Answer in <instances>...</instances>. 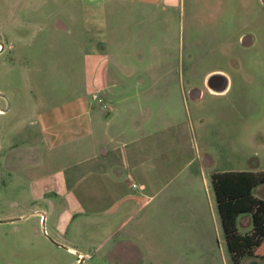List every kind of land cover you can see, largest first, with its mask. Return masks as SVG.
Instances as JSON below:
<instances>
[{
	"label": "crops",
	"instance_id": "0c3cea01",
	"mask_svg": "<svg viewBox=\"0 0 264 264\" xmlns=\"http://www.w3.org/2000/svg\"><path fill=\"white\" fill-rule=\"evenodd\" d=\"M55 4L59 12L52 25L61 33L65 52L74 57L78 89L73 97L34 114L29 125L36 127L40 139L34 141L30 131L24 138V159L1 166L16 181L27 184L23 197L28 194L32 202L24 205L15 200L16 208L0 216V223L12 222L17 232L33 219L43 237L42 244L33 246L38 254L56 247L69 257L60 264H82L87 254L66 238L69 226L79 231L86 219L98 215L97 202L106 199H115L105 210L110 219L120 212L125 199H140L136 204L143 208L158 193L145 191L166 170L163 154L171 144L183 146L188 139L196 151L185 166L195 165L168 180L177 176L184 183V194L179 197H184V207L195 215L186 229L188 241L198 249L195 254L207 261L214 257L215 241L221 239L218 249L222 257L230 258L214 191L211 195V176L250 171L239 166L251 161L247 149L255 151L252 165L264 170V115L253 111L257 96H264V63L243 64L236 59V2L58 0ZM258 8L242 48L249 55L264 41L262 0ZM6 48L16 59V46L0 41V52ZM209 61L217 65L206 66ZM213 85L223 89L214 90ZM236 123L242 127L237 132ZM162 131L172 133L170 145L162 142ZM12 146L17 153L18 147ZM69 158L72 163L60 164ZM199 177L207 202L202 197L200 208L191 198ZM137 178L142 182L135 186ZM129 187L141 194H126ZM252 193L264 199V184L255 186ZM179 205L180 201L173 213ZM131 215L110 228L95 249L112 240ZM235 223L238 233L251 232V213L238 214ZM241 226L248 228L243 232ZM20 240L16 233L0 241L5 263L11 264L6 253L22 248ZM143 254L139 244L125 236L113 241L107 257L116 264H139Z\"/></svg>",
	"mask_w": 264,
	"mask_h": 264
},
{
	"label": "rangeland",
	"instance_id": "374dc122",
	"mask_svg": "<svg viewBox=\"0 0 264 264\" xmlns=\"http://www.w3.org/2000/svg\"><path fill=\"white\" fill-rule=\"evenodd\" d=\"M57 1L0 0V41H11L19 51L16 59L8 48L0 52V109L7 108L6 111L0 112V216L6 215L16 208L15 200L24 205L32 202V200H28V194L23 197L22 189H26L27 184L16 181L1 167L4 163L15 159H24L26 145L24 138H27L30 131L35 134L34 141L40 139L36 127L29 125L30 118L52 104L73 97L78 89L74 84L76 75L74 57L71 55L72 53L65 52L61 33L55 31L52 25L53 19L59 12L55 4ZM226 1L236 2V59H239L243 64L264 63V41L258 42L251 55H249V50L243 51L242 49L246 47L245 40L248 38L249 32L252 31L249 22H252V17L259 12L258 0ZM262 1L264 2V0ZM241 34L243 36L239 41ZM24 44H28V46ZM205 65H217V62L209 61ZM259 89L257 90L259 91ZM253 111L255 114L264 115V96H257V107ZM160 126H164V123H161ZM195 128V131H198L197 125ZM241 128L236 123V132ZM171 135V132L167 134L166 131H162V142L170 145L173 142V138H171L173 135ZM237 143L239 146L245 147L243 142ZM12 145L18 147L17 153L12 150ZM248 146L246 144V147ZM170 147L161 159L162 166L166 167L167 173L166 170L162 171L157 184L145 191V193L151 192V194L157 191L158 193L143 208L138 209L139 205L136 204V201L138 203L140 199L138 201L135 198V201L128 198L121 203L120 212L110 219L105 210L115 199H106L97 202L95 208L99 211L98 215L86 219L79 226V231H73V225L69 226L66 238L84 255L87 254L82 264H116L109 260L107 252L113 241L125 236L135 240L143 250L144 256L139 264H264L262 256H243L238 262H234L229 256L222 257L221 250L218 249V245H222L221 239L219 242L215 241L216 249L212 259L206 261L203 255L195 254L198 249H193V245L189 243L187 238L189 232L186 230L192 224L195 215L184 207L186 203L184 197H179L184 194L185 185L178 181L177 176L170 182L168 180L175 174L182 176L188 168L194 167V162L191 166L185 165L195 156L196 148L194 143L192 146L188 143V139L186 145L181 146L173 143ZM247 150H249L247 155L251 161L249 163L244 161L245 165L239 166L254 172L260 171L251 163L255 159V151ZM72 160L69 158L60 164H70L73 162ZM133 182H135V186H138L142 181L137 178ZM194 182L191 198L200 208L202 197L206 202L204 187L201 177H199L198 183ZM21 190L23 194L20 196ZM210 190L213 198L211 182ZM125 193L141 194L138 188L131 187L127 188ZM177 196L179 199L181 198L178 201L183 206L179 205L178 210L173 213L172 209L178 202L175 201ZM131 213V217L124 223L120 232L112 240L95 249L102 240V236H105L110 228L116 227ZM204 214L207 220L210 219L208 210L207 215ZM49 224H51V220H49ZM246 228L248 226H241L240 230L243 231ZM38 232V224L33 219L23 223L22 228L17 232L13 230L12 222L0 223V241L10 239L16 233H20L21 240L19 242H22V248L10 251L5 255L11 264H60L63 261H68L67 252L55 246V248L45 249L43 253L38 254L33 247L42 244L43 237ZM219 235V238L223 236L222 231L219 232ZM213 236L216 238V234ZM224 250H226L225 246ZM37 260H39L38 263ZM0 264H7L1 256Z\"/></svg>",
	"mask_w": 264,
	"mask_h": 264
},
{
	"label": "trees",
	"instance_id": "16d2710c",
	"mask_svg": "<svg viewBox=\"0 0 264 264\" xmlns=\"http://www.w3.org/2000/svg\"><path fill=\"white\" fill-rule=\"evenodd\" d=\"M211 184L231 259L238 262L243 256L264 258V199L252 193L255 186L264 184V170L215 172ZM244 212L251 213L253 228L240 234L235 220Z\"/></svg>",
	"mask_w": 264,
	"mask_h": 264
},
{
	"label": "water",
	"instance_id": "95a60500",
	"mask_svg": "<svg viewBox=\"0 0 264 264\" xmlns=\"http://www.w3.org/2000/svg\"><path fill=\"white\" fill-rule=\"evenodd\" d=\"M212 87H213L214 90H221V89H223V88H220L218 85H213ZM6 110H7V108L4 109V111H6ZM0 221H2V220H0Z\"/></svg>",
	"mask_w": 264,
	"mask_h": 264
}]
</instances>
